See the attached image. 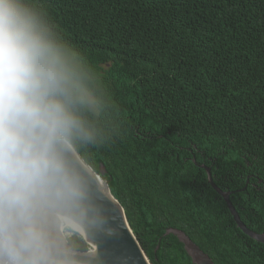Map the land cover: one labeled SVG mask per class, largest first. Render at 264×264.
<instances>
[{
  "label": "trees",
  "instance_id": "16d2710c",
  "mask_svg": "<svg viewBox=\"0 0 264 264\" xmlns=\"http://www.w3.org/2000/svg\"><path fill=\"white\" fill-rule=\"evenodd\" d=\"M97 85L79 154L123 206L152 264H264V0H36Z\"/></svg>",
  "mask_w": 264,
  "mask_h": 264
},
{
  "label": "clouds",
  "instance_id": "9594fccd",
  "mask_svg": "<svg viewBox=\"0 0 264 264\" xmlns=\"http://www.w3.org/2000/svg\"><path fill=\"white\" fill-rule=\"evenodd\" d=\"M99 103L36 0H0V264H103L85 237L113 234L109 189L79 154Z\"/></svg>",
  "mask_w": 264,
  "mask_h": 264
},
{
  "label": "water",
  "instance_id": "95a60500",
  "mask_svg": "<svg viewBox=\"0 0 264 264\" xmlns=\"http://www.w3.org/2000/svg\"><path fill=\"white\" fill-rule=\"evenodd\" d=\"M202 168L206 170L208 182L212 188L224 199V202L226 203L238 228L249 238L258 243L264 244V234L256 233L250 230L242 222L238 212L230 201V193L222 191L214 184L210 168L205 166H202ZM96 179L102 187L107 184L109 189L107 196L110 203L105 201V206L107 207L111 217L113 234L110 236L99 237L86 236V243L98 246V252L103 264H152L132 231L126 217L125 210L113 195L108 182L98 173ZM95 195L99 197L100 193H95ZM167 234L174 235L179 242L184 245L185 251L191 258L193 264H196L197 260L200 264H215L210 256L206 254L196 243H194L183 231L178 229H169Z\"/></svg>",
  "mask_w": 264,
  "mask_h": 264
},
{
  "label": "snow or ice",
  "instance_id": "6c2138e0",
  "mask_svg": "<svg viewBox=\"0 0 264 264\" xmlns=\"http://www.w3.org/2000/svg\"><path fill=\"white\" fill-rule=\"evenodd\" d=\"M194 259H195V257H194ZM196 264H200V262L197 260V261H196Z\"/></svg>",
  "mask_w": 264,
  "mask_h": 264
}]
</instances>
